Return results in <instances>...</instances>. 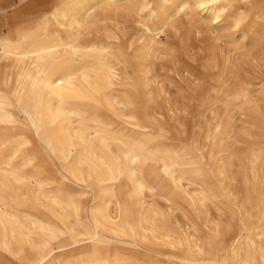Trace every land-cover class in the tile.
I'll list each match as a JSON object with an SVG mask.
<instances>
[{"label": "bare ground", "instance_id": "obj_1", "mask_svg": "<svg viewBox=\"0 0 264 264\" xmlns=\"http://www.w3.org/2000/svg\"><path fill=\"white\" fill-rule=\"evenodd\" d=\"M263 1L0 0L6 264H264V191L256 183L264 147L251 151L240 199L228 170L234 158H224L228 113L197 145L169 139L151 104L154 60L170 35L195 18L213 34H237L245 10ZM261 26L254 42L264 37ZM226 95L260 115L248 84ZM207 160L216 164V190L192 168ZM211 205H220L224 223L210 218Z\"/></svg>", "mask_w": 264, "mask_h": 264}, {"label": "rangeland", "instance_id": "obj_2", "mask_svg": "<svg viewBox=\"0 0 264 264\" xmlns=\"http://www.w3.org/2000/svg\"><path fill=\"white\" fill-rule=\"evenodd\" d=\"M263 9L264 1L254 9H246L247 19L237 34H234L231 29L213 34L214 29L207 22H200L198 18H195L191 23L183 24L177 33L170 35L165 42L166 53L159 55L153 64L158 85L153 90L155 97L151 104L156 113L154 117L157 125L164 129L169 139L204 145L207 129L222 118L225 120L227 113L231 117L230 133L224 141L226 150L224 158L225 160L234 158L228 170L229 175L236 179V182L232 184V190L240 199L246 190L243 174L247 175V180L251 182L248 173L251 151L254 148L264 147V37L254 42L255 34L261 30V25L264 23V17L259 18ZM242 42L245 44L243 45ZM185 50L187 53H184ZM234 52L238 53L237 56ZM240 82L248 84L250 99L254 101V106L260 114L257 118H253L247 110L235 108L232 98L226 95L232 92L234 86ZM234 118H238L239 121ZM243 147L244 150H242ZM215 166L214 161L208 160L203 165L192 166L193 169H198L199 179L214 190L217 189L215 174L212 171ZM256 183L264 191V162L263 165L258 166ZM157 202L162 210H168L162 202ZM217 206L221 208L220 205ZM217 206H209L208 214L214 222L224 223L226 217L218 212ZM173 214L181 224L185 223L180 211H174ZM144 261L145 263H141ZM0 263H10V257L0 252ZM139 263L147 264L149 259H142Z\"/></svg>", "mask_w": 264, "mask_h": 264}, {"label": "snow or ice", "instance_id": "obj_3", "mask_svg": "<svg viewBox=\"0 0 264 264\" xmlns=\"http://www.w3.org/2000/svg\"><path fill=\"white\" fill-rule=\"evenodd\" d=\"M200 7H201V9H204L205 8V5L201 4ZM218 7H222V6H218ZM209 10H213V9L210 8ZM208 18L209 19H212L213 17L210 16ZM219 22H220L219 19H216V23H219ZM153 38H155V37L153 36Z\"/></svg>", "mask_w": 264, "mask_h": 264}]
</instances>
